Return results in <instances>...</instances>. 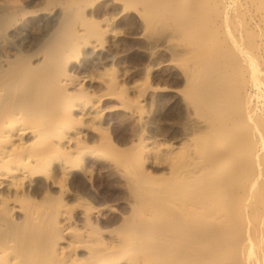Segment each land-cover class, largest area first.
Returning a JSON list of instances; mask_svg holds the SVG:
<instances>
[{
    "label": "bare ground",
    "instance_id": "obj_1",
    "mask_svg": "<svg viewBox=\"0 0 264 264\" xmlns=\"http://www.w3.org/2000/svg\"><path fill=\"white\" fill-rule=\"evenodd\" d=\"M13 1L0 5V264H264V0ZM32 25L33 46L14 41ZM131 26L149 50L177 39L166 50L191 56L185 101L211 132L161 177L129 151L134 131L102 127L97 149L75 126L92 107L74 60ZM86 146L112 163L116 199L84 177Z\"/></svg>",
    "mask_w": 264,
    "mask_h": 264
},
{
    "label": "rangeland",
    "instance_id": "obj_2",
    "mask_svg": "<svg viewBox=\"0 0 264 264\" xmlns=\"http://www.w3.org/2000/svg\"><path fill=\"white\" fill-rule=\"evenodd\" d=\"M6 4L14 5V1L5 3L0 0V5ZM104 25L102 24L101 27ZM137 31V28L131 26L126 33L120 36L119 41L113 40V37L109 35L106 42L100 46L95 44L98 42L93 39L94 47L87 48V55L78 61L74 60L76 69L72 75L84 89V95L88 96L89 105L92 107L88 117H84L80 109L75 111L77 119L75 126L78 129H87L95 135V141L89 144L94 145L97 149L101 147L99 144L101 135L97 131L102 127L107 128L111 134L124 139H127L131 131H134L133 133L136 134L132 136L130 144L133 148H130L129 151L135 153V149L138 148V153L151 154L156 163H145L144 167L153 177H161L167 175L169 163H177L187 155H194L198 143L206 144L211 132L207 122L202 121L188 101H185L187 88L183 68L191 66L193 60L191 56H178L179 54L166 50L170 44H180L177 39H172V41L162 38L156 49L149 50L145 40L138 39L136 36ZM43 32L44 28L32 25L23 33L25 37L23 40L17 38L14 41L20 40L33 46L34 40L38 39ZM103 40L102 37L99 44H102ZM257 40H260L259 42L264 46L262 35ZM168 41H170L169 44ZM207 45L210 46L209 42ZM98 51L103 54H114L115 58L113 60L104 59V56L97 54ZM250 52L252 55V50ZM245 77L250 81L243 88L247 87V91L250 90L252 94L251 76L248 73ZM147 87H149L148 91ZM108 91L112 95L117 92L115 96L113 95L115 98L110 96ZM118 94H121V101L116 99L119 97ZM104 95L110 97L107 103L102 102V99L105 98ZM250 99L251 103L252 101L260 103L259 98L252 100L251 96ZM129 106L132 107L129 109ZM137 109L141 111H137ZM102 117L107 119L106 124H101ZM142 121L143 125L148 122L147 129L150 131L145 129L146 133L144 132L143 137L139 138ZM157 128L159 129L156 130ZM159 130H162L163 133ZM172 132H176V135L172 136ZM86 149L90 150L89 146L83 148L88 157L85 164L87 171L84 177L89 179L88 181L99 193V197L104 198V195L109 194V191L111 192L113 189L114 182L109 173L102 168V163H112L98 157L99 155L91 151L92 149L90 151H86ZM116 194L117 192L112 191L109 196L116 199ZM109 203L113 206L116 205L114 204L116 202Z\"/></svg>",
    "mask_w": 264,
    "mask_h": 264
}]
</instances>
